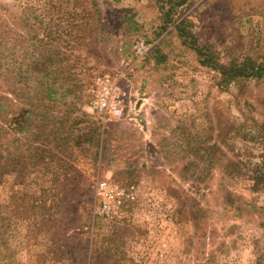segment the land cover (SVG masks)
Returning <instances> with one entry per match:
<instances>
[{
    "label": "rangeland",
    "instance_id": "obj_1",
    "mask_svg": "<svg viewBox=\"0 0 264 264\" xmlns=\"http://www.w3.org/2000/svg\"><path fill=\"white\" fill-rule=\"evenodd\" d=\"M95 1L0 0V264H135L154 233L176 264H264V75L218 68L264 62V0ZM102 73L121 119L93 107ZM107 175L143 195L96 243Z\"/></svg>",
    "mask_w": 264,
    "mask_h": 264
},
{
    "label": "built area",
    "instance_id": "obj_2",
    "mask_svg": "<svg viewBox=\"0 0 264 264\" xmlns=\"http://www.w3.org/2000/svg\"><path fill=\"white\" fill-rule=\"evenodd\" d=\"M154 47L155 43L139 38L134 45L136 59H146ZM118 81L119 78L113 77L111 73H102L95 78L93 107L99 113L102 122H107L111 118L121 119L124 116L123 96L127 93ZM91 189L96 201L94 216L108 221H117L125 217L143 195L140 184H119L110 175L94 179Z\"/></svg>",
    "mask_w": 264,
    "mask_h": 264
},
{
    "label": "trees",
    "instance_id": "obj_3",
    "mask_svg": "<svg viewBox=\"0 0 264 264\" xmlns=\"http://www.w3.org/2000/svg\"><path fill=\"white\" fill-rule=\"evenodd\" d=\"M94 1V0H92ZM97 2V0L95 1ZM172 4L181 6L187 2V0H179L177 3L174 1H171ZM93 5H97V3H93ZM95 7V6H94ZM96 11V9H95ZM183 22L176 25V28L179 27L180 29V35H185V28L182 27ZM199 50V49H198ZM201 53V51L199 50ZM221 75L222 80L220 82L221 87H228L230 82L238 77H262L264 75V62H258L252 58H246V60L242 63L238 62H232L230 65H220L218 66ZM48 91H51V88H47ZM87 133H85L86 140L91 139V142H95V135H97V128L94 125L87 126ZM117 181H119L117 178H115ZM97 219V231H98V237L96 238V243L102 238L104 239V235L102 233L103 230H105V222L106 219L102 217H95ZM102 224V225H101ZM115 232V231H114ZM93 243V242H92Z\"/></svg>",
    "mask_w": 264,
    "mask_h": 264
},
{
    "label": "crops",
    "instance_id": "obj_4",
    "mask_svg": "<svg viewBox=\"0 0 264 264\" xmlns=\"http://www.w3.org/2000/svg\"><path fill=\"white\" fill-rule=\"evenodd\" d=\"M149 238H151V235H149ZM153 238L154 241L148 242V244H144L146 240L144 236L135 241L133 253L138 257V259L135 257V264H176L175 259L172 257L173 245L168 234H165L164 238L161 239L159 235L154 233ZM160 253H163V255Z\"/></svg>",
    "mask_w": 264,
    "mask_h": 264
}]
</instances>
